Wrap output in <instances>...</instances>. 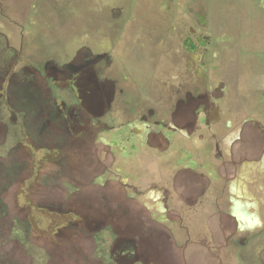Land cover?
I'll list each match as a JSON object with an SVG mask.
<instances>
[{"label":"rangeland","instance_id":"374dc122","mask_svg":"<svg viewBox=\"0 0 264 264\" xmlns=\"http://www.w3.org/2000/svg\"><path fill=\"white\" fill-rule=\"evenodd\" d=\"M0 100V264H264V0H0Z\"/></svg>","mask_w":264,"mask_h":264},{"label":"flooded vegetation","instance_id":"af4514ba","mask_svg":"<svg viewBox=\"0 0 264 264\" xmlns=\"http://www.w3.org/2000/svg\"><path fill=\"white\" fill-rule=\"evenodd\" d=\"M194 36H195V39H194L193 45L190 47V50L191 49H195L196 51H194V52H191L190 51V56H191L192 59H195V58L199 57L200 58V61H197L196 60L194 62H196L197 64H201V61L203 60V54L200 52V50H201V48H204V43L200 42V38L198 36H196L195 33H194ZM194 80H195L194 81L195 82L194 84L196 85L197 82H198V80H199L198 77H197V74H196ZM196 88L197 87L195 86L194 90L197 92ZM196 97L197 98H201V97H204V96H202L201 93H199V94L197 93L196 94ZM146 109H147V111H152L153 112V108L152 107H148L147 106ZM206 109H207L206 106H202L200 108V113H203L201 115L207 116V110ZM142 115H144V114H142ZM156 123H158V122H156ZM159 125H162V123L161 124L159 123ZM174 137L177 138V136L175 135V136H173V140L176 139ZM164 140L166 141L165 138H164ZM166 144H168L167 141H166ZM216 150H218V144H216ZM178 153H179V157L183 158V160L185 161V165L186 166H189L191 168H194L195 167L196 164L193 163V161L191 160L190 154H186V152H184V150L183 151H179ZM93 227H97V224L94 223L93 224ZM112 232H113V230H112ZM113 235L114 236L110 239V243H109V251H110L111 254L110 255H104L103 252L106 249H102L101 250V253H98L99 256L103 254L102 256H104L103 257L104 258V261H106L107 263H113V262L117 261L118 258L121 259L122 257H125L126 256V254H125L126 251H129L130 250L131 253H134L135 252V250L132 249V245L135 244V239H133V238L119 237V235H117L115 233V231H114ZM129 257L131 259L133 258V261H135L136 263H138V261H137L138 259L134 256V254L132 256L129 255Z\"/></svg>","mask_w":264,"mask_h":264},{"label":"trees","instance_id":"16d2710c","mask_svg":"<svg viewBox=\"0 0 264 264\" xmlns=\"http://www.w3.org/2000/svg\"><path fill=\"white\" fill-rule=\"evenodd\" d=\"M31 68H32L33 71L38 72L40 74H43L44 72H46V68L48 69V65H47V63H44L42 65H38V64L32 65L31 64ZM59 68H60L59 71L62 72L63 71V67H55V66H52V69H54V70H58ZM52 69H49V70H52ZM67 70H70V75H72V76H78L79 73L81 72V68L80 67H77V66H74V65H71V64L66 65L64 67V71L67 72ZM53 79L55 80L54 77H49L48 80L50 81V83H52L53 82ZM67 83L69 84V89L70 90L75 86V84L73 82V79H71V80L68 79V82ZM49 101H52L51 106H50L51 107L50 114H52L53 116H56V115H60V113H61L60 116H62V124L64 125L63 122L67 121L69 119V115H70V110H68L67 105H65V102L63 101L62 104H61L62 105L61 106V109H60L59 106L56 105V102L54 100H49ZM7 104H8V102H7ZM9 111H11V115L13 117H14L15 114H20L23 117V116H25L26 111H28L29 112V115H30V118L29 119H38V116L37 115L38 114H41L42 109L40 108V106H26V105H24L22 107H19V105H18L17 108L10 107L9 108ZM35 129L36 130H39L38 131L39 133H42L44 131V125H42L40 127L38 126ZM28 131H29V129H27L26 132H28ZM32 133L35 134V132H32Z\"/></svg>","mask_w":264,"mask_h":264},{"label":"crops","instance_id":"0c3cea01","mask_svg":"<svg viewBox=\"0 0 264 264\" xmlns=\"http://www.w3.org/2000/svg\"><path fill=\"white\" fill-rule=\"evenodd\" d=\"M244 195H245V191H244ZM236 202V201H235ZM237 203V207H235V210L231 211L230 214L234 217V219L238 220H244L245 219L242 217V213L245 211L243 206L239 203Z\"/></svg>","mask_w":264,"mask_h":264},{"label":"bare ground","instance_id":"6f19581e","mask_svg":"<svg viewBox=\"0 0 264 264\" xmlns=\"http://www.w3.org/2000/svg\"><path fill=\"white\" fill-rule=\"evenodd\" d=\"M101 44V46H104L105 44H106V41H105V43H100ZM108 44V43H107ZM257 220V219H256ZM248 222V223H247ZM245 221V224H252V222H251V220H249V221ZM247 226V225H246Z\"/></svg>","mask_w":264,"mask_h":264},{"label":"water","instance_id":"95a60500","mask_svg":"<svg viewBox=\"0 0 264 264\" xmlns=\"http://www.w3.org/2000/svg\"><path fill=\"white\" fill-rule=\"evenodd\" d=\"M238 222L241 224L242 220H238Z\"/></svg>","mask_w":264,"mask_h":264}]
</instances>
